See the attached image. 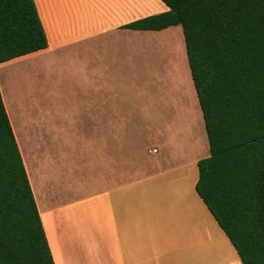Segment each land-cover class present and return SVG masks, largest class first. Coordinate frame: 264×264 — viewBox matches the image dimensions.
<instances>
[{
  "label": "crops",
  "instance_id": "crops-1",
  "mask_svg": "<svg viewBox=\"0 0 264 264\" xmlns=\"http://www.w3.org/2000/svg\"><path fill=\"white\" fill-rule=\"evenodd\" d=\"M35 2L48 46L0 68L30 58L31 68L55 67L59 78L52 89L31 80L22 88L20 109L1 75L0 89L55 263L243 264L196 189L198 161L210 153L208 137L201 154L192 157L169 148L157 132L142 147L127 142L121 72L134 69L141 57L136 38L172 26L124 25L167 11L168 5Z\"/></svg>",
  "mask_w": 264,
  "mask_h": 264
},
{
  "label": "trees",
  "instance_id": "trees-1",
  "mask_svg": "<svg viewBox=\"0 0 264 264\" xmlns=\"http://www.w3.org/2000/svg\"><path fill=\"white\" fill-rule=\"evenodd\" d=\"M181 25L210 153L196 189L243 264H264V0H163ZM48 46L35 0H0V64ZM0 264H56L0 89Z\"/></svg>",
  "mask_w": 264,
  "mask_h": 264
},
{
  "label": "rangeland",
  "instance_id": "rangeland-1",
  "mask_svg": "<svg viewBox=\"0 0 264 264\" xmlns=\"http://www.w3.org/2000/svg\"><path fill=\"white\" fill-rule=\"evenodd\" d=\"M135 43L142 48L141 57H137L134 69L121 72L126 83L120 89L124 90L127 100L124 119L127 142L131 139L142 147L153 142L157 132L165 145L174 151L187 152L190 157L201 154L199 147L205 146L207 133L191 76L182 26L174 25L157 34L136 38ZM31 60L25 58L0 68V75L9 83L10 99L17 109H20L21 96L23 98L26 94L22 88L28 89L31 80L41 84L46 81L52 89L60 75L55 67L39 69L37 65L31 68ZM4 70L10 71V77L6 78ZM25 74L28 77L26 83ZM41 105V109H50Z\"/></svg>",
  "mask_w": 264,
  "mask_h": 264
}]
</instances>
